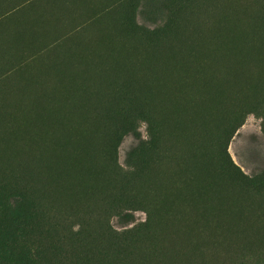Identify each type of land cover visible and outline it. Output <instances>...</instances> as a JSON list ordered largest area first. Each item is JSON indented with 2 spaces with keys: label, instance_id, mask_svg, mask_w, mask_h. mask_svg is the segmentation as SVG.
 Masks as SVG:
<instances>
[{
  "label": "rangeland",
  "instance_id": "374dc122",
  "mask_svg": "<svg viewBox=\"0 0 264 264\" xmlns=\"http://www.w3.org/2000/svg\"><path fill=\"white\" fill-rule=\"evenodd\" d=\"M261 19H264V0H0V143L2 142L0 144V194L3 191L14 195L26 193L40 207L38 218L41 221L38 230L41 235L37 234L31 237L40 256L38 264H177L179 261L178 264H191L192 259H194L192 264H264V178H260L262 181L259 180L256 191H249L239 188L231 176L242 174L251 180L264 175V81H262L264 77H261L264 71V37L262 38L264 35L261 36L262 33L264 34V21L260 22ZM229 21L230 23H228ZM240 21L242 23H239ZM226 23L228 24L226 25ZM258 27L263 29L262 33ZM252 29L253 31H251ZM215 32L223 33L217 35ZM213 36L217 37V42L214 41ZM233 36L235 39L238 37L237 42ZM256 38L258 40H251ZM227 41L233 43L231 45L227 43L230 48L227 46V50H224V44ZM206 43L210 45L207 44V47ZM211 43H213V47ZM243 44L245 49L242 47ZM220 45L224 51L218 48ZM204 47H207L209 52ZM193 48H195V52H192ZM216 48L220 49L223 55L219 54L217 57L215 54L220 53V50L217 52ZM204 50L206 51L204 52ZM196 51L199 55L196 54ZM200 52L204 54H200ZM261 52H263V56ZM194 55L196 58H192ZM227 55L230 57L227 58ZM250 55H256V57ZM210 56H213L212 59L215 58L212 60ZM258 56L263 59L260 61ZM198 61L200 62L198 63ZM173 62L179 63V66L175 67L174 64L173 67ZM181 62L186 64L182 65ZM188 63L189 65L192 63L190 67ZM200 63L203 65L202 68ZM252 63L258 65H254L252 68ZM168 64L171 68L173 67V70L178 69V74L172 69H170L172 72L170 74ZM180 67L183 68L182 72ZM239 67L242 68L239 69ZM227 69L234 73H229ZM257 69L261 72H258ZM195 70L197 71L194 72ZM235 70L238 71V74ZM164 71L166 75L163 74ZM184 72L187 74L182 76ZM255 72L260 74L259 78L252 77L251 74ZM198 73L199 75L202 73V77L197 75ZM168 74L178 75L176 77L178 80L174 78L175 75L173 77ZM187 75H189L188 78ZM161 77H165L167 80ZM194 77H198L195 86L199 85L198 82L201 78L206 80L201 79V86H197L201 87V90L195 89ZM179 78L184 79L183 82L179 81ZM193 78L194 80H191ZM231 79L233 81L230 82ZM255 80L257 81L254 82ZM164 81L166 84H163ZM178 81L182 85H179ZM228 81L233 84L228 85ZM157 82L159 83L157 84ZM245 83L247 84L244 87L241 86ZM224 84L225 86H223ZM178 85L181 87L178 88ZM156 86L158 87L156 88ZM185 87L190 89L188 90L191 91V94L184 91V89L187 90ZM206 87L205 93L203 88ZM245 87L250 89L249 92H245ZM158 89L160 90L159 94ZM180 89L183 94L177 93ZM65 90L70 91V94L68 92L62 94ZM207 90H211L210 95ZM235 90H238L237 93ZM193 91L195 96L192 94ZM224 92H227L228 95ZM184 93L189 94L191 99L196 97V101L188 98L191 102L187 103L188 99H183L189 95H184ZM196 94H201L204 98L201 95L196 96ZM169 95L174 98L171 99L172 103L169 100L171 97ZM175 95H178L177 98ZM215 95L219 101L222 97L220 102L223 105L219 103L222 106L214 98ZM199 97L206 100H198ZM210 97L214 98V102ZM207 100H211L210 103ZM47 102L50 103L49 106ZM201 102L207 104V111L205 105L199 104ZM189 104L195 107H193L194 111L190 109L192 107H188ZM212 104L216 108H213ZM162 105L163 107L166 105L165 109L162 108ZM43 106L46 108H42ZM169 106L174 112L170 113L171 116L168 115ZM174 106L178 111L177 109L173 110ZM179 106L183 107L179 108ZM39 108L46 109V111H41L42 109ZM26 109L29 113L25 111ZM195 109H199V113ZM202 109L205 110V113ZM48 110L50 113L47 112ZM185 110H188V113ZM40 111L45 117L42 118V115H39ZM163 111L165 112L163 113ZM185 112L187 114L185 119L189 124L194 121L199 123L197 120L201 114V125L200 123H196L195 126L194 124L189 125L182 116ZM64 113L65 115H63ZM18 114L20 115L18 116ZM30 114H37V117L34 115L33 118V115L31 117ZM166 114L167 116H165ZM62 115L63 119L60 118ZM66 115L67 118L69 117L68 120ZM194 115H197V118ZM180 116L182 120L179 118ZM16 117L17 119H15ZM19 117L21 120L24 118L22 120L24 125L18 124V122L20 123ZM28 117L30 121L38 123L31 122L33 123L31 125L30 121H27ZM53 117L55 120L52 119ZM64 117L66 121H64ZM193 117L197 120H194ZM47 118L52 119L51 121L54 123ZM58 118L60 121L56 122L59 120ZM70 118L71 121H69ZM40 119L49 126L38 121ZM177 120L181 122L179 125L176 124ZM62 122L64 125L73 123L64 128ZM74 122L80 123H77L76 126ZM56 123L61 125V129ZM35 124L39 127H36ZM15 125L23 126V129L20 130L22 127L17 128ZM26 125V128L31 125L32 129L25 130ZM170 127H173L175 132L177 129V132L172 133L174 131ZM70 128L73 129L72 133H70ZM114 128L117 129L114 130ZM75 129L78 133L87 134L84 136L75 134L77 132ZM182 129L183 131H181ZM12 131L13 133H11ZM14 131L18 132V135ZM25 131L31 137L29 140ZM46 131L51 132L52 136L49 133L47 135ZM63 131H67L71 135L65 132V136H62L64 135ZM151 131L154 132L158 140L157 148L147 157L139 156V153L136 152L141 145L148 141ZM191 132L194 134L191 135L192 137L189 135ZM45 134L48 139L45 138ZM32 135L36 136V139ZM68 135H78V137L74 136L77 139L72 140L74 137L69 136L71 138L69 139L66 137ZM85 135L90 136L86 137ZM180 135L184 138L180 139ZM197 136L198 139L195 141L194 137L197 138ZM6 137H10L11 141ZM37 137L39 138L37 139ZM82 137H85L84 140ZM23 138L27 141L25 142ZM31 139L36 142L37 146L31 144ZM66 139L67 142H65ZM78 139L84 142L88 139V142H85L86 146L83 142L81 143L83 147ZM182 139H185L186 142ZM77 140L80 145L76 142ZM48 142L56 146L52 145L54 146L52 147ZM28 144L32 146L29 148ZM18 146H26L27 149L20 147L22 149L20 150ZM42 146L46 147L42 148ZM49 147H52V150ZM31 148L34 151H31ZM44 148H48L49 152L44 151ZM84 149L89 150L85 151ZM24 150L27 153L31 152L27 155ZM54 150L55 154L52 153ZM78 151H80L79 154ZM81 151L87 154L91 152L92 156L90 154L89 157L86 154L85 157ZM17 152L19 153L17 154ZM30 153L35 156L37 154V157L34 158L33 154L30 156ZM39 153L41 157H38ZM73 153L77 154L78 159L72 156ZM26 155L29 157L27 158ZM46 156H48L47 159ZM43 157L44 160L41 161L40 159ZM67 157L69 158L67 159ZM54 158L57 162L53 161ZM73 158L74 160H72ZM84 159L86 160L84 161ZM28 161L34 165L33 168ZM45 161L47 164H43L46 163ZM74 163L77 165H73ZM224 164L228 167L229 175L222 170ZM80 167H84V169L82 168V170ZM33 169H36L34 172L37 171V174H33ZM72 170H77L74 171L75 174L77 172L76 176ZM85 170L87 171L84 174L86 177L81 173V171L86 172ZM89 173L94 176L91 177ZM39 174L41 176L44 174L43 178L39 176L42 181L37 178ZM51 174H53L52 177ZM68 174L71 177L73 175V178L85 177L84 180L82 177L75 180L78 179L80 183L88 182L87 187H83L85 184L79 182H77L79 187H75L77 183L74 179H72L74 180L72 183L69 182L71 177L69 178ZM88 175L93 181H89ZM54 177L56 178L54 179ZM48 178L51 181H47ZM44 181L47 186L51 182V185L53 183L57 185L54 184V186L46 188L45 183L43 184ZM92 182L98 183L99 187L92 188L96 184L94 183L92 186ZM67 185L71 187L65 189L68 187ZM73 185L81 192L78 189L79 193L75 192L76 189L74 190ZM80 187L84 188V193ZM54 188L55 191H58L57 193ZM87 188H92V191L91 189H89L91 192L88 191ZM68 190L71 193L66 194ZM52 191L55 193L53 194ZM86 191L89 192L88 195H84ZM60 192L63 194L60 195ZM77 193L83 195L79 196ZM67 195L72 199L65 200L68 198ZM62 196H66L65 199ZM57 199L60 203L57 202ZM191 205H195V209ZM192 208L194 212H192ZM180 213L184 217L187 216L186 219L181 217ZM175 214L179 215L177 219L181 222H176ZM190 215H193L192 220H190ZM167 217L168 222L170 220L171 223L167 222ZM181 223L184 226H179ZM186 224L193 228L197 226L199 231L196 228L190 229V227L186 229L188 228ZM167 225L171 228H168ZM172 226L175 227L172 228ZM175 228H179V231H176ZM189 230H192L193 233ZM180 231H184V234ZM177 232L181 234L177 235ZM180 235H182V239H185L180 240ZM177 236L179 237L177 238ZM185 236L189 239L188 243H186L188 240ZM166 243H170L172 246L167 245V248L165 247ZM173 245L180 246L178 248L176 246L175 250ZM167 249L170 251L168 252ZM184 250H189L190 256L187 253L189 251L184 252ZM177 251H179L178 254L180 253L179 256H177ZM167 253L168 255L171 253L173 256L170 254V258Z\"/></svg>",
  "mask_w": 264,
  "mask_h": 264
},
{
  "label": "bare ground",
  "instance_id": "6f19581e",
  "mask_svg": "<svg viewBox=\"0 0 264 264\" xmlns=\"http://www.w3.org/2000/svg\"><path fill=\"white\" fill-rule=\"evenodd\" d=\"M249 13H250V12H249ZM235 15H237V14H235ZM252 16H253V15H252ZM252 16H251V18H252ZM262 16H263V15H262ZM236 17H237V16H236ZM243 17H244V16H243ZM249 18H250V17H249ZM256 18H257V16H256ZM247 19H248V18H247ZM249 20H250V19H249ZM261 20H262V19H261ZM237 21H238V20H237ZM258 21H259V20H258ZM263 21H264V19H263L262 21H260V22H263ZM251 22H252V21H251ZM228 23H230V21H229ZM228 23H226V25H227ZM239 23H242V22L240 21ZM263 24H264V22H263ZM242 25H243V24H242ZM258 25H259V23H258ZM217 26H219V25H217ZM262 26H263V25H262ZM262 26H261V27H262ZM236 27H237V26H236ZM259 27H260V26H259ZM259 27H258V28H259ZM215 28H216V27H215ZM238 28H240V27H238ZM241 28H242V27H241ZM263 28H264V27H263ZM223 29H224V28H223ZM233 29H234V28H233ZM218 30H219V29H218ZM218 30H217V31H218ZM258 30L261 31V30H263V29H260V28H259ZM193 31H194V30H193ZM235 31H236V30H235ZM237 31H238V30H237ZM243 31H244V30H243ZM251 31H253V29H252ZM260 31H259V32H260ZM263 31H264V30H263ZM231 32H232V31H231ZM240 32H241V31H240ZM254 32L257 33V31H254ZM213 33H214V32H213ZM219 33H223V32H219ZM219 33H216V32H215V34H217V35H218ZM244 33H246V32L244 31ZM261 33H262V31H261ZM229 34H230V30H229ZM233 34H235V32H233ZM233 34L231 33V35H233ZM236 34L238 35V33H236ZM240 34L242 35L243 33H240ZM212 35H214V34H212ZM241 35H240V36H241ZM262 35H264V34L262 33L261 36H262ZM214 36H215V35H214ZM214 36H213V37H214ZM221 36H223V35L221 34ZM228 36H229V35H228ZM244 36H247V35H244ZM255 36H256V35H255ZM258 36H259V35H258ZM224 37H225V36H224ZM263 37H264V36H262V38H263ZM214 38H215L214 41H216V38H217V37H214ZM218 38H219V37H218ZM225 38H226V37H225ZM233 38L235 39L234 36H233ZM237 38H238V37H237ZM237 38L235 39L236 41H235L234 39H233V40H234L235 42H237ZM251 38H252V37H251ZM209 39H210V38H209ZM229 39H230V38H229ZM218 40H219V39H218ZM221 40H222V38H221ZM251 40H258V39L256 38V39H251ZM231 41H232V39H231ZM260 41H261V40H260ZM262 41H263V40H262ZM208 42H209V40H208ZM216 42H217V41H216ZM229 42H230V41H227L226 44L229 43ZM221 43H222V42H221ZM221 43H220V44H221ZM231 43H233V42H231ZM231 43H229V44L231 45ZM241 43H242V42H241ZM243 43H245V42H243ZM246 43H248L247 40H246ZM207 44H209V43H206V46H207ZM212 44H213V43H211V46H212ZM223 44H224V43H223ZM226 44H224V45H225V49H224V50H227V49H226L227 46H229V48H230V45H228V44L226 45ZM235 44H237V43H235ZM255 44H256V42H255ZM259 44H260V43H259ZM261 44H262V43H261ZM209 45H210V44H209ZM224 45H223V46H224ZM241 45H242V44H241ZM247 45H248V44H247ZM252 45H253V43H252ZM211 46H209L210 49H211ZM220 46H221V45H220ZM220 46H219L218 48H221V49H222L223 47H222V46L220 47ZM232 46H233V45H232ZM236 46H237V45H236ZM236 46H235V47H236ZM198 47H199V46H198ZM207 47H208V46H207ZM207 47H204V48H207ZM212 47H213V46H212ZM216 47H217V46H216ZM242 47L244 48V44H243ZM242 47H241V49H242ZM249 47H250V46H249ZM252 47H254V46H252ZM261 47H263V46H261ZM200 48H201V47H200ZM194 49H195V48L192 49V50H193L192 52H195ZM198 49H199V48H198ZM244 49H245V48H244ZM196 50H197V49H196ZM200 50H201V49H200ZM207 50H208V48H207ZM212 50H213V49H212ZM212 50H211V52L214 53V51H212ZM216 50H217V48H216ZM216 50H215V51H216ZM219 50H220V49H219ZM219 50H217V52H218ZM222 50H223V49H222ZM224 50H223V51H224ZM230 50H231V49H230ZM202 51H203V50H202ZM205 51H206V50H204V52H205ZM233 51H234V49H233ZM235 51H236V50H235ZM258 51H259V50H258ZM263 51H264V48H263ZM208 52H209V50H208ZM231 52H232V51H231ZM237 52H238V50H237ZM202 53H203V52H200V54H202ZM212 53H211V54H212ZM215 53H216V52H215ZM245 53H246V52H245ZM255 53H256V52H255ZM196 54H198L197 51H196ZM203 54H204V53H203ZM207 54H209V53H207ZM219 54L223 55V54L221 53V50H220V53H217V54H215V55L217 56V55H219ZM226 54H227V51H226ZM256 54H257V53H256ZM261 54H262V56H263V52H261ZM198 55H199V54H198ZM212 55H213V54H212ZM232 55H233V53H232ZM196 56H197V55H196ZM203 56H204V55H203ZM205 56H206V55H205ZM205 56H204V57H205ZM213 56H214V55H213ZM213 56H212V57H213ZM236 56H237V55H236ZM250 56H253V55H250ZM254 56L256 57V55H254ZM254 56H253V57H254ZM262 56H260V57H262ZM193 57H195V55L192 56V58H193ZM204 57H203V58H204ZM210 57H211V56H210ZM212 57H211V59H212ZM217 57H218V56H217ZM228 57H230V56L227 55V58H228ZM195 58H196V57H195ZM195 58H194V59H195ZM214 58H215V57H214ZM214 58H213V59H214ZM219 58H220V57H219ZM225 58H226V56H225ZM248 58H249V57H248ZM250 58H251V57H250ZM250 58H249V59H250ZM258 58H259V56H258ZM263 58H264V57H263ZM263 58H262V59H263ZM188 59H189V58H188ZM188 59H186V60L188 61ZM198 59H199V57H198ZM207 59H209V58H207ZM213 59H212V60H213ZM231 59H232V58H231ZM259 59H260V61L262 60L261 58H259ZM186 60H183V62H186ZM191 60H192V59H191ZM202 60H203V59H202ZM219 60H220V59H219ZM193 61H194V60H193ZM193 61H192V62H193ZM196 61H197V60H196ZM204 61H205V60H204ZM208 61H209V60H208ZM208 61H207V62H208ZM217 61H218V59H217ZM227 61H228V60H226V62H227ZM257 61H258V60L256 59V63H257ZM189 62H190V61H189ZM199 62H200V61H198V63H199ZM207 62H205V63H207ZM211 62H213V61H211ZM231 62H232V61H231ZM234 62H235V61H234ZM243 62H244V61H243ZM247 62H248V61H247ZM247 62H246V63H247ZM252 62H253V61H252ZM263 62H264V59H263ZM263 62H262V64H263ZM196 63H197V62H196ZM201 63L203 64L204 62H201ZM201 63H200V67L202 68L203 65H201ZM213 63H214V62H213ZM216 63H217V62H216ZM227 63H228V62H227ZM248 63H249V62H248ZM250 63H251V62H250ZM166 64H167V63H166ZM170 64H172V63H170ZM174 64L176 65L175 67L179 66V63L176 64L175 62H173L172 66H173ZM181 64H182V62H181ZM183 64H186V63H183ZM183 64H182V65H183ZM191 64H192V63H190V65H189V63H188L189 67L191 66ZM193 64H194V63H193ZM231 64H232V63H231ZM238 64H239V63H238ZM238 64H237V68H238V66H239ZM240 64H241V63H240ZM252 64H253V65H251V66H252V68H253V66L256 65V64H254V63H252ZM164 65H165V64H164ZM196 65H197V64H196ZM213 65H214V64H213ZM224 65L227 66L226 64H224ZM232 65H236V64L234 63V64H232ZM257 65H258V64H257ZM257 65H256V66H257ZM259 65H260V64H259ZM186 66H187V65H186ZM193 66L195 67V65H193ZM198 66H199V65H198ZM198 66H197V67H198ZM204 66H205V64H204ZM208 66H210V65H208ZM222 66H223V65H222ZM225 66H224V67H225ZM228 66H230V65L228 64ZM241 66H242V65H241ZM251 66L249 65V67H251ZM162 67H164V66L162 65ZM165 67L167 68V66H165ZM168 67H170L169 64H168ZM173 67H174V66H173ZM173 67H172V68H173ZM187 67H188V66H187ZM197 67H196V68H197ZM200 67H199V68H200ZM218 67H219V66H218ZM224 67H223V69H224ZM231 67H232V66H231ZM233 67H234V66H233ZM235 67H236V66H235ZM258 67H259V66H258ZM172 68H171V67L168 68V71L170 72V69H172ZM178 68H179V67H178ZM183 68H184V66H183ZM183 68L180 67V69H181L180 71H181V72H182V69H183ZM240 68H242V67H239V69H240ZM255 68H256V67H255ZM255 68H254V69H255ZM162 69H165V68H162ZM186 69H187V68H186ZM194 69H195V68H194ZM197 69H198V68H197ZM207 69H208V67H207ZM213 69H214V68H213ZM215 69H216V68H215ZM215 69H214V70H215ZM219 69H220V68H219ZM244 69L247 70L248 68H244ZM254 69H253V72H254ZM258 69H260V68H258ZM258 69H257V70H258ZM172 70H173V69H172ZM174 70H175V71L177 72V74H178L179 70L176 69V68H175ZM174 70H173V72H174ZM184 70H185V68H184ZM184 70H183V71H184ZM188 70H189V68H188ZM188 70H187V71H188ZM192 70H193V68H192ZM192 70H191V72H193ZM200 70H201V69H200ZM227 70L229 71V69H227ZM232 70H233V69H232ZM246 70H244V71L246 72ZM250 70H251V68H250ZM260 70H262V69H260ZM189 71H190V70H189ZM189 71H188V72H189ZM196 71H197V70H195L194 72H196ZM201 71H202V70H201ZM201 71H200V72H201ZM222 71H223V70H222ZM222 71H221V72H222ZM225 71H226V70H225ZM225 71H224V72H225ZM235 71H237V70H235ZM241 71H242V70H241ZM244 71H243V72H244ZM251 71H252V70H251ZM255 71H256V70H255ZM176 72H175V73H176ZM203 72H204V71H203ZM258 72H261V71L258 70ZM160 73H161V72H160ZM171 73H172V72H170V74H171ZM211 73H212V72H211ZM229 73H232V72L229 71ZM233 73H234V72H233ZM233 73H232V74H233ZM235 73H236V72H235ZM241 73H242V72H241ZM246 73H248V72H246ZM249 73H250V71H249ZM256 73H257V72L252 73V74H251L252 77H254V78H259L260 74H258V73L256 74ZM163 74H165V71H164ZM186 74H187V73H186ZM186 74H185V72H184V74H183V75L181 74V75H182V76H185ZM188 74H189V73H188ZM201 74H202V73H201ZM201 74H200V75H201ZM212 74H213V73H212ZM216 74H217V73H216ZM224 74L227 75V73H224ZM232 74H231V75H232ZM237 74H238V71H237ZM237 74H236V76H238ZM165 75H166V74H165ZM168 75H169V74H168ZM174 75H175V74H174ZM174 75H169V76H173V77H174ZM181 75H180V76H181ZM191 75L193 76V74H191ZM195 75H196V74H195ZM197 75H199V73H198ZM200 75H199V76H200ZM248 75H249V74H248ZM248 75H247V76H248ZM251 75H250V76H251ZM162 76H163V75H162ZM188 76H189V75H187V78H188ZM199 76H198V77H199ZM218 76H219V75H218ZM166 77H167V76H166ZM176 77H178V75H175L174 78H176ZM190 77H191V76H190ZM198 77H196V78L198 79ZM200 77H202V75H201ZM200 77H199V78H200ZM204 77H205V76H204ZM211 77H212V76L210 75V78H211ZM214 77H215V76H214ZM224 77H225V76H224ZM230 77H232V76H230ZM230 77H229V79H230ZM233 77H234V76H233ZM238 77H239V76H238ZM261 77H262V78L264 77V71L262 72ZM261 77H260V78H261ZM161 78H163V77H161ZM164 78H165V77H164ZM164 78H163V79H164ZM187 78H186V79H187ZM194 78H195V77H194ZM194 78L191 79V80H194ZM196 78H195L194 86H195V83L197 82V81H196ZM205 78H207V76H206ZM243 78H244V77H243ZM248 78H249V76H248ZM250 78H251V77H250ZM176 79H177V78H176ZM176 79H175V81H176ZM189 79H190V78H189ZM201 79H202V78H201ZM201 79H200V82L203 80V79H202V80H201ZM207 79H208V78H207ZM225 79H226V77H225ZM229 79H228V80H229ZM234 79H235V78H234ZM238 79H240V78H238ZM161 80H162V79H161ZM165 80H167V79L165 78ZM171 80H172V79H171ZM173 80H174V79H173ZM177 80H178V79H177ZM180 80H181V78H179V81H180ZM182 80H184V79H182ZM182 80H181V82H183ZM204 80H205V79H204ZM204 80H203V81H204ZM208 80H210V79H208ZM215 80L217 81V78H216ZM215 80H214V81H215ZM244 80L246 81V79H244ZM253 80H254V79H253ZM157 81H158V80H157ZM162 81H163V80H162ZM179 81H178V82H179ZM186 81H187V80H186ZM205 81H206V80H205ZM231 81H233V80L231 79L230 82H231ZM238 81H239V80H238ZM247 81L250 82L249 79H247ZM251 81H252V79H251ZM256 81H257V80H255L254 82H256ZM258 81H259V80H258ZM262 81H264V79H263ZM172 82H173V81H172ZM178 82H177V83H178ZM184 82H185V81H184ZM187 82H188V81H187ZM187 82H186V83H187ZM192 82H193V81H192ZM200 82H198L199 85L201 84ZM230 82L228 81V85H229V84H233V83H230ZM249 82H247V83H249ZM260 82H261V81H260ZM158 83H159V82H157V84H158ZM161 83H162V82H161ZM164 83H165V81L163 82V84H164ZM188 83H189V82H188ZM202 83L204 84V82H202ZM216 83H217V82H216ZM225 83H226V82H225ZM241 83H242V82H241ZM241 83H240V84H241ZM247 83H245L244 85H241V86L244 87ZM165 84H166V83H165ZM170 84H171V82H170ZM178 84H179V85H182V84H180V82H179ZM183 84H184V83H183ZM189 84H190V83H189ZM205 84H209V83H205ZM242 84H243V83H242ZM252 84H254V83L252 82ZM252 84L250 83V85H252ZM263 84H264V83H263ZM263 84H261V85H263ZM159 85H160V84H159ZM159 85H158V86H159ZM167 85H168V81H167ZM172 85H173V84H172ZM172 85H171V86H172ZM179 85H178V88L181 87V86H179ZM184 85H185V84H184ZM199 85L197 84V86H199ZM209 85H212V84H209ZM248 85H249V84H248ZM259 85H260V84H259ZM158 86H156V88H157ZM171 86H170V88H171ZM192 86H193V85H192ZM197 86H195V89L199 90L201 87L198 88ZM200 86H201V85H200ZM217 86H218V85H217ZM223 86H225V84H224ZM234 86H235V85H234ZM236 86H238V85L236 84ZM164 87H165V86H164ZM183 87H184V86H183ZM196 87H197V88H196ZM230 87H231V85H230ZM247 87L250 88L249 86H247ZM247 87H245V89H246L245 92H246V91L249 92V90H250V89L248 90ZM156 88H155V89H156ZM165 88H167V87H165ZM165 88H164V89H165ZM168 88H169V85H168ZM175 88H177V87H175ZM185 88H186V87H185ZM208 88H210V87L208 86ZM212 88H213V86H212ZM232 88H233V89H236V88H234V87H232ZM251 88H252V87H251ZM253 88H254V87H253ZM257 88H259V87H257ZM260 88H261V87H260ZM72 89H73V88H72ZM72 89H71V90H72ZM155 89H154V90H155ZM162 89H163V87H162ZM172 89H173V88H172ZM172 89H171V90H172ZM186 89H187V90L184 89V91H187V93H188L190 89H189V88H186ZM188 89H189V90H188ZM191 89H192V88H191ZM203 89H204L203 91H205V90L207 89V87H206V88H203ZM210 89H211V88H210ZM222 89H223V88H222ZM229 89H230V88H229ZM229 89H228V90H229ZM237 89H238V87H237ZM158 90H159V89H158ZM174 90H175V89H174ZM200 90H201V89H200ZM212 90H213V89H212ZM217 90H218V89H217ZM224 90H225V89H224ZM257 90H258V89H257ZM257 90H256V91H257ZM259 90H260V89H259ZM162 91H163V90H162ZM176 91H177V90H176ZM184 91H183V92H184ZM207 91H208V93H209L211 90H207ZM220 91H221V90H220ZM225 91H227V90H225ZM235 91H236V93H237L238 90H235ZM241 91H242V90H241ZM65 92H68V93L70 94V91H66V90H65L64 92H62V94H66ZM159 92H160V90L158 91V94H159ZM165 92H166V90H165ZM178 92H179V93H180V92L182 93V90L180 89L179 91H177V93H178ZM198 92H199V91H198ZM198 92H197V93H198ZM200 92H201V91H200ZM200 92H199V93H200ZM229 92H230V91H228V93H229ZM232 92L234 93V91H232ZM245 92H242V93L246 94ZM260 92H261V91H260ZM156 93H157V92H156ZM166 93L168 94V92H166ZM173 93H175V92H173ZM173 93H172V95H173ZM187 93H184V95H189V94H191V91L189 92V94H187ZM195 93H196V91H195ZM205 93H206V91H205ZM205 93L203 92V96H204ZM224 93H225V92H224ZM226 93H227V92H226ZM226 93H225V94H226ZM228 93H227L226 95H228ZM236 93H234V94H236ZM169 94H170V91H169ZM182 94H183V93H182ZM192 94H193V96H195V95H194V91L192 92ZM211 94H212V93H211ZM219 94L222 95L223 93H222V94L219 93ZM219 94H218V95H219ZM229 94H230V93H229ZM172 95H169V97L171 96L170 99H169L170 101H171V99H174V98L172 97ZM199 95H201V94H196V96H199ZM209 95H210V93H209ZM209 95H208V96H209ZM216 95H217V94H216ZM216 95H215L214 98H216ZM218 95H217V96H218ZM226 95H225V96H226ZM240 95L242 96L241 93H240ZM246 95H247V94H246ZM251 95H252V93H251ZM62 96H63V95H62ZM64 96H65V95H64ZM166 96H167V95H166ZM175 96H176V98H177L178 95H175ZM201 96H202V95H201ZM203 96H202V97H203ZM229 96H230V95H229ZM232 96H233V94H232ZM234 96H235V95H234ZM238 96H239V95H238ZM262 96H263V95H262ZM162 97H163V96H162ZM167 97H168V96H167ZM180 97H183V96H180ZM180 97H178V98L181 99ZM211 97H212V95H211ZM211 97H210V98H211ZM230 97H231V96H230ZM239 97H240V96H239ZM45 98H46V97H45ZM63 98H64V97H63ZM158 98H159V97H158ZM186 98H187V99H188V98L191 99L192 97H190V95H189L188 97H185L183 100H186ZM193 98L197 99L196 97H193ZM203 98H204V97H203ZM206 98H208V97H206ZM210 98H209V99H210ZM214 98H213V99L211 98L212 101L214 100ZM217 98H218V97H217ZM217 98H216V99H217ZM226 98H228V97L226 96ZM263 98H264V96H263ZM160 99H161V96H160ZM195 99H191V100H192V101H193V100L196 101ZM224 99H225V98H224ZM232 99H233V98H232ZM60 100H61V99H60ZM62 100H63V99H62ZM177 100H178V99H177ZM181 100H182V99H181ZM198 100H202V99H200V97H199ZM198 100H197V101H198ZM205 100H206V99H203L202 101H205ZM221 100H222V97H221ZM221 100H220V101H221ZM159 101H160V100H159ZM170 101H169V102H170ZM172 101H173V100H172ZM172 101H171V103H172ZM175 101H176V100H174V102H175ZM189 101H190V100L188 99V102H187V103H190V102H191V101H190V102H189ZM207 101L210 103L211 100H207ZM207 101H206V102H207ZM217 101H219V99H217ZM220 101L218 102V104H219V103H222V102H220ZM225 101H227V100H225ZM225 101H223L224 104H225ZM228 101H230L229 98H228ZM174 102H173V103H174ZM182 102H183V101H182ZM208 102H207V103H208ZM213 102H214V101H213ZM213 102H212V103H213ZM230 102H231V101H230ZM230 102H229V103H230ZM163 103H164V102H163ZM171 103H170V105H171ZM175 103H178V102H175ZM175 103H174V104H175ZM184 103H185V102H184ZM195 103H198V102H195ZM203 103H204V102H203ZM203 103L201 102V103H199V104H200V105L202 104V105L204 106L205 104H203ZM47 104H48V102H47ZM49 104H50V103H49ZM49 104H48V106H49ZM227 104H228V103H227ZM178 105H179V103H178ZM180 105H181V104H180ZM185 105H186V104H185ZM189 105H190V104H189ZM193 105H194V104H193ZM195 105H196V104H195ZM197 105H198V104H197ZM206 105H207V104H206ZM206 105H205V109H206V107H208V106H206ZM208 105H209V104H208ZM212 105H213V104H212ZM219 105H221V104H219ZM222 105H223V103H222ZM222 105H221V106H222ZM46 106H47V105H46ZM48 106H47V107H48ZM165 106H166V105H165ZM165 106H164V107H165ZM198 106H199V105H198ZM198 106H196V107H198ZM214 106H215V105H213V108H216V107H214ZM217 106H218V105H217ZM164 107H163V105H162V108H164ZM175 107H176V106H174V109H173V110H176V109H177V107H176V108H175ZM180 107H183V106H179V108H180ZM185 107H187V106H185ZM188 107H192V104H191L190 106H188ZM188 107H187V108H188ZM193 107H194V106H193ZM193 107L190 108L191 110L193 109L192 111H194V108H195V107H194V108H193ZM201 107H202V106H201ZM42 108H46V107L43 106ZM42 108H39V109H42ZM171 108H172V107L169 106V109H170L169 111H170V112L167 110V111L169 112V114H168L169 116H171L170 113L173 112V111L171 110ZM211 108H212V106H211ZM211 108H208V109L211 110ZM213 108H212V111H213ZM218 108H219V107H218ZM48 109H49V108H48ZM164 109H165V108H164ZM164 109H163V110H164ZM182 109H183V108H182ZM199 109H201V108H199ZM199 109H197V110L195 109V111H198L197 113H199V111H200ZM203 109H204V107H203ZM203 109H202V110H203ZM22 110H23V109H22ZM28 110H29V109H28ZM31 110H32V109H31ZM44 110L46 111V109H44ZM44 110L42 109L41 111H44ZM49 110L52 111L51 109H49ZM49 110H48L47 112L50 113ZM179 110H181V109H179ZM202 110H201V111H202ZM23 111H24V110H23ZM25 111H27V109H26ZM29 111H30V110H29ZM41 111H40L41 114H39V115H40V116L42 115L41 117L43 118V117H45V116H43V114H42ZM165 111H166V110H165ZM165 111H163V113H164ZM167 111H166V112H167ZM177 111H178V109H177ZM177 111H175V112H177ZM183 111H184V110H183ZM183 111H182V112H183ZM185 111H187V113H188V110H185ZM206 111H207V109H206ZM20 112H21V111H20ZM30 112L32 113V111H30ZM33 112H34V111H33ZM35 112H37V111H35ZM52 112H53V111H52ZM52 112H51V114L54 113V112H53V113H52ZM180 112H181V111H180ZM208 112H209V111H208ZM208 112H207V113H208ZM210 112H211V111H210ZM21 113H22V112H21ZM21 113H20V114H21ZM23 113H24V112H23ZM27 113H29V112L27 111ZM173 113H174V112H173ZM173 113H172V114H173ZM178 113H179V112H178ZM194 113H195V112H194ZM194 113H192V114H194ZM201 113H202V112H201ZM203 113H205V110H203ZM203 113H202V114H203ZM207 113H206V114H207ZM20 114H18V116H19ZM44 114H45V112H44ZM55 114H56V113H55ZM189 114H190V110H189ZM195 114H196V113H195ZM206 114H205V116L207 117ZM21 115H23V114H21ZM31 115H33V114H30V116H31ZM34 115H35V114H34ZM34 115H33V118H34ZM39 115H38V117H40ZM56 115H57V114H56ZM63 115H65V113H64ZM63 115L60 116V118L63 117ZM174 115H175V114H174ZM174 115H173V116H174ZM180 115H181V114H180ZM198 115H199V114H198ZM200 115H201V114H200ZM200 115L198 116V117H199V120L196 119V118H197V117H196L197 115H194V117H196V118L193 117L194 120L196 119L197 121H199V123L202 121V120L200 121V119H202V117L200 118ZM24 116H25V114H24ZM24 116H23V117H24ZM27 116H28V114H27ZM30 116H29V117H30ZM35 116L37 117V114H36ZM86 116H87V115H86ZM165 116H167V114H166ZM169 116H168V119H169ZM182 116H184V119H185V118L187 117L186 112H185V114H183ZM185 116H186V117H185ZM190 116H191L190 118H192V115H190ZM21 117H22V116H21ZM21 117H19L20 123L18 122V124H21V123H22V125H24L22 120H24V118L26 119V116H25L22 120L20 119ZM29 117H28L27 121H30V120H29V119H30ZM31 117H32V116H31ZM47 117H48V116H47ZM49 117H50V116H49ZM54 117H55V116H54ZM54 117H53L52 119H54ZM176 117H177V114H176ZM176 117H175V118H176ZM50 118H51V117H50ZM66 118H67V115H66ZM68 118H69V117H68ZM68 118H67V120H68ZM87 118H88V116H87ZM175 118H174V119H175ZM179 118H181V120H182V117H181V116H180ZM15 119H17V117H16ZM15 119H14V121H15ZM31 119H32V118H31ZM35 119H36V118H35ZM47 119H49V118H47ZM52 119H49V121H51ZM56 119H57V118H56ZM58 119H59V118H58ZM61 119H63V118H61ZM165 119L168 120L167 118H165ZM177 119H178V118H177ZM184 119H183V121H184ZM32 120H33V119H32ZM36 120H37V119H36ZM54 120H55V119H54ZM185 120H186V119H185ZM14 121H13V123H14ZM21 121H22V122H21ZM38 121H42V122H44L42 119H40V120H38ZM59 121H60V119H59L58 121H56V122H59ZM64 121H66V120H65V117H64ZM69 121H71V118L69 119ZM69 121H67V122H69ZM168 121H169V120H168ZM186 121H187V120H186ZM205 121H206V120H205ZM25 122H26V120H25ZM31 122H33V121H30V123H31ZM34 122H35V123H38V122H36V121H34ZM34 122H33V123H34ZM42 122H41V123H42ZM47 122H48V121H47ZM51 122H53V121H51ZM166 122H167V121H166ZM171 122H172V120H171ZM179 122H180V121H179ZM179 122H178V120H177V121H176V124L179 125ZM189 122H190V121H189ZM26 123H27V122H26ZM33 123H31V125H32ZM41 123H40V124H41ZM53 123H54V122H53ZM62 123H63V122H62ZM71 123H73V122H70L69 124H66V123H65L66 125H64V123H63L64 128H65L67 125L71 126V125H70ZM77 123H80V122H77ZM77 123L74 122V124H76V126H77ZM180 123H181V122H180ZM185 123H186V122H185ZM187 123H188V121H187ZM187 123H186V125H187ZM196 123H197V122H196ZM196 123H195V121H194V123H193V122H190V124H189V123H188V124H189V125H191V124L193 125V124H194V126H195ZM199 123H197V124H199ZM16 124H17V121H16ZM40 124H39V125H40ZM44 124H45V122H44ZM46 124H47V123H46ZM46 124H45V125H46ZM169 124H170V123H169ZM204 124H205V123H204ZM27 125H28V123H27ZM27 125L25 126V128L27 127ZM31 125L28 126V127L32 129ZM42 125H43V124H42ZM50 125H51V123H50ZM53 125H54V124H53ZM56 125L59 126L58 123H56ZM78 125L80 126L81 124H78ZM167 125H168V124H167ZM171 125H173V124H171ZM181 125L184 126L185 124H181ZM200 125H201V123H200ZM19 126H20V125H18V127H17V125H15V127H17V128H19ZM35 126H36V124H35ZM46 126H49V125H46ZM58 126H57V128H58ZM73 126H75V125H73ZM82 126H84V125H82ZM169 126H170V125H169ZM174 126H175V124H174ZM174 126H173V127H174ZM198 126H199V125H198ZM12 127H13V126H12ZM15 127H14V130H15ZM20 127H22V128H20V130H22V129H23V126H20ZM33 127H34V125H33ZM36 127H39V126H36ZM36 127H35V128H36ZM43 127H44V126H43ZM43 127H42V128H43ZM53 127H54V126H53ZM59 127H60L59 129H61V125H60ZM67 127H68V126H67ZM67 127H66V128H67ZM84 127H85V126H84ZM173 127H170V128L172 129ZM177 127H178V126H177ZM196 127H197V126H196ZM199 127H201V126H199ZM17 128H16V129H17ZM29 128H26L25 130H27V129H29ZM35 128H34V129H35ZM40 128H41V126H40ZM40 128H38V129H40ZM44 128H45V127H44ZM44 128H43V129H44ZM51 128H52V127H51ZM54 128H55V127H54ZM57 128H56V129H57ZM76 128H78V127H76ZM86 128H87V127H86ZM180 128H182V127H180ZM185 128H186V126H185ZM194 128H195V127H194ZM34 129H33V130H34ZM38 129H37V132H38ZM43 129H41V131H42ZM49 129H50V128H48V130H49ZM70 129H71V128H70ZM189 129H190V127H189ZM12 130H13V129H12ZM35 130H36V129H35ZM72 130H73V129L70 130V133H72V132H71ZM75 130L77 131V129H75ZM78 130H80V128H78ZM81 130L83 131V128H81ZM84 130H85V129H84ZM87 130H88V129H87ZM172 130H173V129H172ZM196 130H197V129H196ZM196 130H195V131H196ZM17 131H18V129H17ZM23 131H24V130H23ZM30 131H31V130H30ZM30 131H29V132H30ZM39 131H40V130H39ZM43 131H44V130H43ZM49 131H51V130H49ZM53 131H54V129H53ZM57 131H61V130H57ZM88 131H90V130H88ZM88 131H85V132H88ZM173 131H174V130H173ZM181 131H183V129H182ZM191 131H193V130H191ZM14 132H15V131H14ZM21 132H22V131H21ZM29 132H28V133H29ZM37 132H36V133H37ZM63 132H64V131H63ZM65 132H67V131H65ZM65 132H64V135H62V136H65ZM74 132H75V131H74ZM74 132H73V133H74ZM79 132H80V131H79ZM90 132H91V131H90ZM90 132H89V133H90ZM176 132H177V129H176ZM176 132L174 131V132H172V133H176ZM179 132H180V130H179ZM185 132H186V131H185ZM185 132H184V134H186ZM188 132H189V130H188ZM193 132H194V131H193ZM193 132L189 133V135L191 136V135L193 134ZM200 132L203 133V131H200ZM11 133H13V131H12ZM11 133H10V134H11ZM23 133H24V132H23ZM25 133H26V131H25ZM31 133H33V131H31ZM31 133H29V134L31 135ZM34 133H35V131H34ZM39 133L43 134L42 132H39ZM46 133H47V135H48L49 132L46 131ZM50 133H51V132H50ZM50 133H49V134H50ZM56 133H57V132H56ZM56 133H54V134H56ZM61 133H62V132H61ZM70 133L67 132V134H70ZM76 133H78V131L75 132V134H76ZM82 133H83V132H82ZM82 133H78V134H81L82 136H84V134H87V133H83V134H82ZM15 134L18 135V132H15ZM51 134H52V133H51ZM51 134H50V135H51ZM54 134H53V135H54ZM92 134H93V133H92ZM92 134H91V135H92ZM178 134H179V133H178ZM180 134H182V133L180 132ZM187 134H188V133H187ZM195 134H196V133H195ZM6 135H7V133H6ZM13 135H14V134H13ZM26 135H28V134L26 133ZM35 135L37 136V134H35ZM38 135H39V134H38ZM56 135H60V134L58 133V134H56ZM70 135H71V134H70ZM70 135H68V136H66V137H69ZM174 135H175V134H174ZM182 135H183V134H182ZM189 135H188V136H189ZM193 135H194V134H193ZM202 135H203V134H202ZM11 136H12V135H11ZM11 136H10V137H11ZM20 136H22V134H20ZM32 136H33V135H32ZM36 136H33V138L35 137V139H36ZM41 136L44 137V135H41ZM51 136H52V135H51ZM74 136H77V137H78V135H74ZM74 136L72 135V136H70V137H74ZM85 136H86V135H85ZM89 136H90V135H89ZM89 136H86V137H89ZM180 136H181V135H180ZM180 136H179L180 139H181V138H184V137H182V136L180 137ZM198 136H199V134H198ZM198 136H197V138L194 137L195 141H196V139H198ZM4 137H5V136H4ZM4 137H3V139H4ZM10 137H9V138L6 137L7 140L10 139V141H11V138H10ZM14 137H15V136H14ZM17 137H18V136H17ZM23 137H24V135H23ZM25 137H27V136H25ZM39 137H40V136H39ZM39 137H37V139H38ZM49 137H50V136H49ZM70 137H69V139H71ZM92 137H93V136H92ZM185 137H187V136H185ZM191 137H192V136H191ZM191 137H190V138H191ZM18 138H19V137H18ZM27 138H28V140H29V138H31V137H29V135H28ZM33 138H32V139H33ZM45 138H46V134H45ZM61 138H62V137H61ZM84 138H85V137H82L83 140H84ZM19 139L22 140L21 138H19ZM32 139H31L30 141H32ZM40 139H41V138H40ZM46 139H48V138H46ZM46 139H45V142H47ZM52 139H53V138H52ZM59 139H60V138H59ZM74 139H77V138H75V137L72 138V140H74ZM23 140H24L25 142L27 141V140L24 139V138H23ZM33 140H34V139H33ZM41 140H42V139H41ZM78 140L80 141V139H78ZM78 140L76 141L77 143H78ZM83 140H81L82 142L80 141V144L84 142ZM183 140L186 142L185 139H182V141H183ZM15 141H16V140H15ZM30 141H29V142H30ZM36 141H37V140H36ZM49 141H50V140H49ZM53 141H54V140H53ZM58 141H59V140H58ZM63 141H65V140H63ZM69 141H71V140H69ZM89 141H91V140H89ZM92 141H93V140H92ZM187 141H188V140H187ZM189 141H190V140H189ZM189 141H188V142H189ZM192 141H194V140L192 139ZM195 141H194V142H195ZM19 142H20V141H19ZM19 142H18V145H20ZM29 142H28V143H29ZM32 142H33V141H32ZM32 142H31L32 145H33V144L36 145V144H35V143H36L35 141H34L33 143H32ZM41 142H42V141H41ZM65 142H67V139H66ZM85 142H88V139H87V141H85ZM85 142H84V143H85ZM188 142H187V143H188ZM3 143H4V142H3ZM7 143H8V142H7ZM11 143H12V142H11ZM11 143H10V144H11ZM38 143H39V142H37V144H38ZM48 143L51 144V142H48ZM58 143H59V142H58ZM190 143H193V142L190 141ZM190 143H188V144H190ZM0 144H2V142H1ZM15 144L17 145V142H16ZM15 144H14V145H15ZM21 144H22V143H21ZM23 144H25V143H23ZM26 144H27V143H26ZM26 144H25V145H26ZM31 144H30V145H31ZM41 144H42V143H41ZM41 144H40V145H41ZM71 144H72V143H71ZM78 144H79V143H78ZM80 144H79V145H80ZM12 145H13V144H12ZM32 145H31V146H32ZM38 145H39V144H38ZM48 145H49V144H48ZM52 145H55V144H51V146H52ZM61 145H62V144H61ZM61 145H59V146L61 147ZM67 145H68V144H67ZM67 145H65V146H67ZM69 145H70V144H69ZM76 145H77V144H76ZM81 145L83 146V144H81ZM0 146H1V145H0ZM2 146H3V145H2ZM27 146H29V144H28ZM31 146H29V148H30ZM36 146H37V145H36ZM46 146H47V145H46ZM46 146H42V148H43V147H46ZM49 146H50V145H49ZM55 146H56V145H55ZM82 146H80V147H82ZM85 146H86V143H85ZM87 146H88V145H87ZM14 147H15V146H14ZM18 147H19V146H18ZM20 147H21V146H20ZM20 147H19L18 149H20ZM22 147H23V146H22ZM22 147H21V148H22ZM34 147H35V146H34ZM34 147H33V148H34ZM38 147H39V146H38ZM52 147H54V146H52ZM52 147H51V148H52ZM67 147H68V146H67ZM70 147L72 148V146H70ZM75 147H76V146H74V148H75ZM83 147H84V146H83ZM83 147H82V148H83ZM88 147H89V146H88ZM90 147H91V145H90ZM180 147H182V146H180ZM23 148H26V146H24ZM35 148H36V147H35ZM35 148H34V149H35ZM51 148L49 147L50 150H52ZM57 148H59V147L57 146ZM61 148H62V147H61ZM61 148H60V149H61ZM76 148H77V147H76ZM26 149H27V148H26ZM47 149H48V148H47ZM47 149L44 148L43 150L45 151V150H47ZM64 149H65V147H64ZM78 149H79V148H78ZM89 149H90V148H89ZM89 149H86V150H89ZM92 149H94V147H92ZM183 149H184V148H183ZM14 150H15V149H14ZM16 150H17V146H16ZM16 150H15V151H16ZM20 150H22V149H20ZM28 150H30V149H28ZM28 150H27V151H28ZM37 150H38V148H37ZM37 150H36V151H37ZM40 150H41V148H40ZM40 150H39V151H40ZM80 150H81V149H80ZM84 150H85V149H84ZM86 150H85V151H86ZM24 151H25V153H27L26 150H24ZM31 151H34V150H32V148H31ZM31 151H29V152H31ZM44 151H41V152H44ZM47 151L49 152V150H47ZM61 151H62V150H61ZM66 151H67V150H66ZM66 151H65V152H66ZM91 151H92V150H91ZM29 152H28V153H29ZM48 152H47V153H48ZM58 152H59V151H58ZM63 152H64V151H63ZM69 152H70V151H69ZM71 152H72V150H71ZM79 152H80V151H78L77 153L79 154ZM81 152H83V151H81ZM88 152H90V151H88ZM18 153H19V152H17V154H18ZM22 153H23V151H22ZM25 153H24V154H25ZM28 153H27V155H28ZM35 153H37V152H35ZM52 153L55 154V153H56L55 150H54V152H52ZM66 153H67V152H66ZM66 153H65V154H66ZM75 153H76V152H75ZM83 153L85 154V157H86V154H87V153H86V152H83ZM92 153H93V151H92ZM30 154H31V153H30ZM30 154H29V155H30ZM32 154H33V153H32ZM32 154H31L30 156H32ZM49 154H51V153H49ZM59 154H60V152H59ZM61 154H62V153H61ZM90 154H91V152L88 153L87 155L90 157ZM9 155H11V153H9ZM12 155H13V154H12ZM27 155H26V157H27ZM38 155H40V153H39ZM67 155H68V154H67ZM76 155H77V154L74 155V153L72 154V156H75V157H76ZM80 155H83V154L80 153ZM13 156L15 157V155H13ZM21 156H22V154H21ZM23 156H24V158H25V155H23ZM34 156H35V154H33V157H34ZM42 156H43V154H42ZM49 156H50V155H49ZM64 156H66V155H64ZM70 156H71V155H70ZM72 156H71V157H72ZM78 156H79V155H78ZM91 156H92V154H91ZM16 157H17V155H16ZM28 157H29V156H28ZM28 157H27V158H28ZM36 157H37V154H36V156H35L34 158H36ZM38 157H41V155L38 156ZM47 157H48V156H46V159H47ZM75 157H74V158H75ZM81 157H82V156H81ZM81 157H79V158H81ZM83 157H84V156H83ZM89 157H88V158H89ZM27 158H26V160H27ZM34 158H33V159H34ZM64 158H65V157H63V159H64ZM68 158H69V157H67V159H68ZM74 158H73L72 160H74ZM76 158H77V157H76ZM30 159H31V158H30ZM57 159L59 160V157H58ZM60 159H61V158H60ZM77 159H78V158H77ZM81 159H82V158H81ZM89 159H91V158H89ZM35 160H36V159H35ZM40 160H41V161L44 160V157H43V159H40ZM50 160H51V159H50ZM50 160H48V161H49V164H50ZM64 160H65V159H64ZM72 160H71V162H72ZM85 160H86V159H84V161H85ZM37 161H38V160H37ZM53 161H56V162H57V160H55V158H54ZM78 161H79V160H78ZM78 161H77V163L79 164ZM80 161H81V163H83L82 160H80ZM26 162H27V161H26ZM28 162H29V161H28ZM30 162H33V161L30 160ZM30 162H29V163H30ZM38 162H39V161H38ZM45 162H46V163H43V164H47V161H45ZM61 162H62V160H61ZM71 162H70V163H71ZM91 162H93V161H91ZM33 163H35V162H33ZM65 163H67V161H65ZM77 163H74L73 165H77ZM89 163H90V162H89ZM26 164H28V163H26ZM41 164H42V163H41ZM52 164H53V163H52ZM60 164H61V163H60ZM62 164H63V163H62ZM90 164L92 165L93 163H90ZM37 165H38V164H37ZM50 165H51V164H50ZM57 165H58V164H57ZM57 165H56V166H57ZM64 165H65V164H64ZM70 165H71V164H70ZM80 165H81V164H80ZM80 165H79V166H80ZM86 165H88V164H86ZM86 165H85V166H86ZM93 165H94V164H93ZM28 166H29V164H28ZM30 166H32V168H33L34 165H31V163H30ZM35 166H36V165H35ZM42 166H43V165H42ZM46 166H47V165H46ZM51 166H52V165H51ZM82 166H83V165H82ZM36 167H37V166H36ZM39 167H41V166L39 165ZM58 167H59V166H58ZM60 167H61V165H60ZM60 167H59V168H60ZM62 167H63V166H62ZM65 167H66V165H65ZM67 167H68V166H67ZM69 167H70V166H69ZM93 167H95V166H93ZM28 168H29V167H28ZM51 168H52V167H51ZM63 168H64V167H63ZM80 168H81V169H82V168L84 169V167H80ZM80 168H78V169L80 170ZM87 168H88V167H87ZM29 169H31V167H30ZM42 169H43V168H42ZM42 169H41V170H42ZM55 169H57V167H55ZM66 169H67V168H66ZM66 169H65V172H66ZM69 169H70V168H69ZM71 169H73V168H71ZM71 169H70V170H71ZM76 169H77V168H76ZM83 169H82V170H83ZM88 169H90V167H89ZM34 170H36V169H33V171H32L33 174L37 172V171L34 172ZM39 170H40V169H39ZM43 170H44V169H43ZM46 170H47V168H46ZM46 170H45V171H46ZM50 170H51V169H50ZM52 170H53V169H52ZM52 170H51V171H52ZM59 170H60V169H59ZM62 170H63V169H62ZM86 170H87V169H86ZM86 170H85V171H86ZM53 171H54V170H53ZM56 171H58V170H56ZM67 171H68V170H67ZM72 171H73V170H72ZM74 171H77V170H74ZM74 171H73V173H74V175L76 176L77 172H76V174H75ZM87 171H88V170H87ZM87 171H86V172H82V171H81V173L84 175L85 173H87ZM90 171H92V170H90ZM28 172L31 173L30 171H28ZM43 172H44V171H43ZM58 172H59V171H58ZM58 172H57V173H58ZM60 172H61V171H60ZM78 172H79V171H78ZM50 173H51V172H50ZM63 173H64V172H63ZM68 173H69V171H68ZM91 173H92V172H91ZM91 173H89V174L91 175ZM33 174H32V175H33ZM36 174H37V173H36ZM47 174H48V171H47ZM60 174H62V173H60ZM60 174H59V175H60ZM66 174H67V172H66ZM70 174H71V173H70ZM70 174H68L67 176H69ZM96 174L98 175L97 172H96ZM34 175H35V174H34ZM43 175H44V174H42V176H41V175L39 174L37 178H40V177L43 178ZM52 175H53V174H51V177H52ZM55 175H56V174H55ZM55 175H54V176H55ZM59 175H58V176H59ZM63 175H64V174H63ZM63 175H62V177H63ZM92 175H93V174H92ZM92 175H91V177H92ZM39 176H40V177H39ZM47 176H48V175H47ZM84 176H85V175H84ZM93 176H94V175H93ZM48 177H49V176H48ZM62 177H61V179H63ZM70 177H71V176H69V178H70ZM81 177H82V179L84 180V178H85L86 176H85L84 178H83V176H80V178H81ZM32 178H34V177H32ZM49 178H50V177H49ZM49 178L47 179V181H48V180L51 181V179H49ZM55 178H56V177H54V179H55ZM67 178H68V177H67ZM76 178L80 179L78 176H77ZM76 178H73V175H72V177H71V179H70L71 181H70V180H68V181L72 183V181H74ZM88 178L90 179L89 175H88ZM98 178H99V177H98ZM34 179H35V178H34ZM40 179H41V178H40ZM58 179H59V177H58ZM58 179H57V181H59ZM72 179H74V180H72ZM78 179H77V181L75 180L76 183H77V182L80 183V181H79ZM82 179H81V181H83ZM86 179H87V178H86ZM93 179H95V178H93ZM36 180H39V179H36ZM64 180H65V179H64ZM41 181H42V179H41ZM52 181L54 182V180H52ZM68 181H67V183H69ZM87 181H88V179H87ZM89 181H93V180L90 179ZM36 182H37V181H36ZM55 182H56V181H55ZM44 183H45V181L43 182V184H44ZM49 183H50V182H49ZM49 183H48V184H49ZM51 183H52V182H51ZM51 183H50V185H51ZM62 183H66V182H62ZM71 183H70V184H71ZM87 183H88V182H87ZM87 183H85V181H83V183L81 182L80 184H85V186H83V187L86 188V187H87V186H86ZM94 183H96V182H94ZM94 183L92 182V186H93ZM39 184H40V183H39ZM54 184H56V183H53V185H51V186L48 185V186H49V187H52V186H54ZM70 184H69V185H70ZM74 184H75V183H74ZM97 184H98V183L94 184V187H92V188H95V187H96V189H97V186H98ZM41 185H42V184H41ZM45 185L47 186L46 183H45ZM56 185H57V184H56ZM77 185H78V183H77ZM77 185L75 184V187H79V185H78V186H77ZM42 186H43V185H42ZM48 186H47L46 188H49ZM64 186H65V184H64ZM67 186H68V185H67ZM90 186H91V184H90ZM43 187H44V186H43ZM70 187H71V186H70ZM70 187H69V186H68V187H65V189H66V188H70ZM73 187H74V185H73ZM73 187H72V188H73ZM75 187H74V190L76 189ZM88 187H89V185H88ZM98 187H99V186H98ZM44 188H45V187H44ZM72 188H71V189H72ZM80 188L83 189V190H82V192H83V191H84V188H82V187H80ZM92 188H89V189H91V191H92ZM56 189H57V188H56ZM71 189H70V191H72ZM77 189H78V188H77ZM77 189H76V190H77ZM89 189L87 188L88 191H90ZM45 190H46V189H45ZM48 190H50V189H48ZM60 190H62V189H60ZM76 190H75V192H78V193H79L78 190H80V189H78L77 191H76ZM85 190H86V189H85ZM50 191H51V190H50ZM54 191H55V188H54ZM63 191H64V190H63ZM70 191L68 190L67 193H66V191H65V193H66V194L71 193ZM91 191H90V192H91ZM93 191H94V190H93ZM55 192L57 193L58 191L56 190ZM55 192H54V193H55ZM72 192H73V191H72ZM80 192H81V190H80ZM52 193H53V191H52ZM54 193H53V194H54ZM61 193H62V192H60V195H61ZM78 193H77V194H78ZM83 193H84V192H83ZM88 193H89V192H88ZM88 193H87V191H86L84 195H88ZM53 194H52V195L50 194V195L53 196ZM58 194H59V193H58ZM62 194H63V193H62ZM72 194H73V193H72ZM77 194H74V195H77ZM60 195H59V196H60ZM78 195L81 196V195H83V194L81 193V195H80V194H78ZM56 196H57V195H56ZM49 197H50V196H49ZM62 197H64V199H65L66 196H62ZM67 197L70 198L68 195H67ZM71 197H73V196L71 195ZM54 198H56V197H54ZM68 198L65 199V200L68 201V200H71V199H72V198H70V199H68ZM74 198H75V197H74ZM51 199H52V198H51ZM58 199H59V198H58ZM58 199H57V202H58ZM60 200H61V199H60ZM62 200H63V199H62ZM177 201H178V200H177ZM177 201H176V203H177ZM54 202H56V201L54 200ZM61 202H63V201H61ZM58 203H60V202H58ZM176 203H175V204H176ZM178 204H179V203H178ZM170 205H172L171 202H170ZM180 206H181V205H180ZM191 206H193V205H191ZM178 208H179V207H178ZM193 208L195 209V205L193 206ZM193 208H192V209H193ZM179 209H180V208H179ZM194 209H193L192 212H194ZM179 212H180V211H179ZM192 212H189V213L191 214ZM170 213H171V212H170ZM168 214H169V213H168ZM181 214H182V213H180V215H181ZM193 214H194V213H193ZM175 215H176V214H175ZM182 215H183V214H182ZM182 215H181V217H184V216H182ZM187 215H188V214H187ZM177 216H179V215H178V214L176 215V219H177ZM190 216H191V219H190V218H189V219L192 220V216H193V215H190ZM194 216H195V215H194ZM181 217H180V218H181ZM185 217H187V216H185ZM185 217H184V218H185ZM188 217H189V215H188ZM169 218H170V216H169ZM182 219H183V218H182ZM185 219H186V218H185ZM185 219H183V220L185 221ZM187 219H188V218H187ZM195 219H196V218H195ZM171 220H172V219H171ZM178 220H179V219H177L176 222H177ZM183 220H182V221H183ZM193 220H194V219H193ZM197 220H198V219H197ZM197 220H196V221H197ZM173 221H174V218H173ZM167 222H168V217H167ZM169 222H170V220H169ZM169 222H168V223H169ZM179 222H181V221H178V223H179ZM189 222H191V221H189ZM197 222H198V221H197ZM170 223H171V222H170ZM182 223H183V222H182ZM182 223H181L180 225H179V224H178V225L181 226V225H183ZM187 223H188V222H187ZM184 224H185V223H184ZM193 224H196V223H193ZM170 225H171V224H170ZM172 225H173V223H172ZM186 225H188V224H186ZM190 225H191V223H190ZM198 225H199V224H198ZM167 226H169V225H167ZM176 226H177V225H176ZM183 226H184V225H183ZM191 226H193V225H191ZM194 226H195V225H194ZM174 227H175V226H174ZM174 227L172 226V228H174ZM177 227H178V226H177ZM189 227H190V226L188 225V228H186V227H185V228H186V229H189ZM168 228H171V227L169 226ZM185 228H184V229H185ZM192 228H193V227H190V229H192ZM194 228H196V230H198V229H197V226H195ZM194 228H193V230H194ZM175 229H176V228H175ZM175 229H174V231H175ZM170 230H172V229H170ZM177 230L179 231V228L176 229V231H177ZM184 231H185V230H184ZM184 231H182L183 234H184ZM189 231H190V230H189ZM191 231H192V230H191ZM191 231H190V232H191ZM198 231H199V230H198ZM203 231H204V227H203ZM170 232H172V231H170ZM180 232H181V231H180ZM180 232H179V233H180ZM182 232H181V233H182ZM186 232H188V231H186ZM196 232H197V231H196ZM177 233H178V232H177ZM179 233H178L177 235H179ZM181 233H180V234H181ZM192 233H193V231H192ZM172 234H174V233L172 232ZM169 235H170V234H169ZM197 235H198V234H197ZM197 235H195V236L197 237ZM181 236H182V235H180V238H179V239H180V240H184L185 238L182 239ZM188 236H190V235H188ZM191 236H192V235H191ZM169 237H170V236H169ZM178 237H179V236H177V238H178ZM185 237L187 238V236H185ZM208 237H209V236H208ZM175 238H176V237H175ZM175 238H174V239H175ZM174 239H173V240H174ZM171 240H172V236H171ZM177 240H178V239H177ZM180 240H179V242H180ZM187 240H188V241H187L186 243L189 242V239H188V238H187ZM193 240H194V239H193ZM168 241H170V240H168ZM168 241H167V242H168ZM175 241H176V240H175ZM175 241H174V242H175ZM190 241H192V240H190ZM195 241H196V239H195ZM177 242H178V241H177ZM179 242H178V243H179ZM170 243H171V242H170ZM170 243H169V244L166 243V246H165V247H167V245H170ZM178 243H176V244H178ZM180 243H181V242H180ZM180 243H179V244H180ZM184 243H185V242H184ZM172 244H173V242H172ZM172 244H171L170 246H172ZM174 244H175V243H174ZM181 244H182V243H181ZM192 244H193V243H192ZM194 244H195V243H194ZM189 245H190V244H189ZM173 246L175 247V250H176V246H177V248H178V246H180V245H173ZM185 246H186V245H185ZM174 247H172V248H174ZM189 247H190V246H189ZM167 248H168V247H167ZM191 248H192V247H191ZM193 248H194V247H193ZM193 248H192V249H193ZM169 249H170V248H169ZM179 249L181 250L180 247H179ZM182 249H183V247H182ZM184 249H185V248H184ZM192 249H189V250L191 251ZM177 250H178V249H177ZM189 250H184V252H185V251H189ZM167 251H168V249H167ZM169 251H170V250H169ZM169 251H168V252H169ZM171 251H172V250H171ZM190 251L187 252V253L189 254ZM172 252H173V251H172ZM178 252H179V251H177V254H178ZM181 252H182V250H181ZM173 253H176V252H173ZM162 254H165V253H162ZM170 254H171V253H170ZM170 254H169V255H170ZM179 254H180V253H179ZM179 254H178L177 256H179ZM167 255H168V253H167ZM169 255H168V257H170ZM171 255H172V254H171ZM184 255H185V254H183V256H184ZM163 256H164V255H163ZM172 256H173V255H172ZM185 256H186V255H185ZM189 256H190V254H189ZM187 257H188V255H187ZM191 257H192V256H191ZM170 258H171V257H170ZM184 258H186V257H184ZM163 259H164V258H163ZM181 259H182V258H181ZM190 259H191V258H190ZM164 260H166V259H164ZM167 260H168V259H167ZM192 260H193V261H192V263H193V262H194V259H192ZM170 261H172V260H170ZM178 261H179V260H178ZM178 261H177V262H178ZM182 261H185V260H182ZM186 261H187V260H186ZM179 262H180V261H179ZM179 262H178V263H179ZM189 262H190V261H189ZM189 262H188V263H189ZM163 263H164V262H163ZM165 263H166V262H165ZM178 263H177V264H178ZM192 263H191V264H192ZM173 264H174V263H173Z\"/></svg>",
  "mask_w": 264,
  "mask_h": 264
},
{
  "label": "trees",
  "instance_id": "16d2710c",
  "mask_svg": "<svg viewBox=\"0 0 264 264\" xmlns=\"http://www.w3.org/2000/svg\"><path fill=\"white\" fill-rule=\"evenodd\" d=\"M157 141L151 131L148 141L136 153L147 157L156 150ZM222 170L229 173L226 164ZM231 176L239 188L249 191H256L259 180L262 181L260 178H264V175L251 180L242 174ZM155 197L157 198L156 193ZM39 209L36 201L26 193L14 195L3 191L0 194V264H38L40 256L31 237L41 235L38 230L41 221L38 218Z\"/></svg>",
  "mask_w": 264,
  "mask_h": 264
}]
</instances>
